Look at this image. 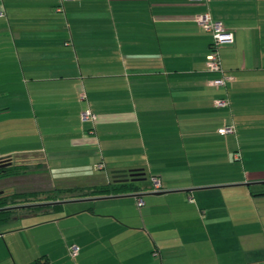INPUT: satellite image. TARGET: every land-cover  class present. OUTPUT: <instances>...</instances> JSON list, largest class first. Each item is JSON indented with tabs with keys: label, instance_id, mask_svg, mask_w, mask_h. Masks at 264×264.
<instances>
[{
	"label": "crops",
	"instance_id": "0c3cea01",
	"mask_svg": "<svg viewBox=\"0 0 264 264\" xmlns=\"http://www.w3.org/2000/svg\"><path fill=\"white\" fill-rule=\"evenodd\" d=\"M0 12V157L39 158L61 186L141 170L161 183L13 215L0 264H264V0H0ZM203 12L233 34L222 72L207 69Z\"/></svg>",
	"mask_w": 264,
	"mask_h": 264
},
{
	"label": "trees",
	"instance_id": "16d2710c",
	"mask_svg": "<svg viewBox=\"0 0 264 264\" xmlns=\"http://www.w3.org/2000/svg\"><path fill=\"white\" fill-rule=\"evenodd\" d=\"M4 164V165H2ZM39 169L34 173L33 177L43 180V187L38 189L16 188L15 191L5 192L0 187V223L6 222L10 217L21 211H45L54 209L60 211L62 205L61 194H68V198L78 195H106L117 194L129 191L146 189L148 187L146 180L149 179L150 188L151 177L144 171H137L138 179H132L130 171H125L127 179L116 180L110 178L107 182L92 184L87 186H61L52 182L49 172L44 168L42 161L37 163ZM28 163L25 161H17L10 156L0 157V181H11L13 178L26 173L31 174L32 171L27 168ZM121 176V175H120ZM32 177V178H33ZM141 183V184H139ZM264 192V191H261ZM67 199V198H66ZM137 204V203H136ZM140 206V205H138Z\"/></svg>",
	"mask_w": 264,
	"mask_h": 264
},
{
	"label": "built area",
	"instance_id": "2783aa9c",
	"mask_svg": "<svg viewBox=\"0 0 264 264\" xmlns=\"http://www.w3.org/2000/svg\"><path fill=\"white\" fill-rule=\"evenodd\" d=\"M1 14V12H0ZM196 23L205 29L206 31L211 33V42L209 45V50L206 55V65L209 71L222 72V68L220 65V57L218 48L220 45L225 43H230L233 41V34L230 30L226 29L223 22L221 20L213 19L208 12H203L195 17ZM226 79H229V76L222 75L213 79L211 82L214 85H224ZM81 98L84 97V94H81ZM227 100L223 97H220L215 100L216 106H224L226 105ZM81 118L83 120L93 119L94 115L90 111V109H85L81 111ZM220 133H228L233 131V127L231 125L223 126L218 129ZM102 166V164H100ZM151 186L152 189L158 190L161 187L160 180L157 177H151ZM137 205L143 204L142 198H136ZM69 251L72 255H75L78 251L77 245L73 244L69 247Z\"/></svg>",
	"mask_w": 264,
	"mask_h": 264
},
{
	"label": "rangeland",
	"instance_id": "374dc122",
	"mask_svg": "<svg viewBox=\"0 0 264 264\" xmlns=\"http://www.w3.org/2000/svg\"><path fill=\"white\" fill-rule=\"evenodd\" d=\"M32 160H33L32 162L25 161V163H28L27 168L30 169V171H32L31 174L26 173L23 175H19V176L13 178V180H11V181H6V180L0 181V187H2L5 192L15 191L16 188H19V187L20 188H23V187L24 188H30V189H38L40 187H43V184H41V182L43 181V180H41L42 178L39 179L38 177H33L34 173L38 174L36 169H39V168H38V165H36V164L39 163L40 160H39V158H33ZM60 196H61L60 198H62V199H58V200H61V201L68 198V194H61ZM72 197H75V196H72ZM41 216L43 219L50 217L48 214H44Z\"/></svg>",
	"mask_w": 264,
	"mask_h": 264
},
{
	"label": "water",
	"instance_id": "95a60500",
	"mask_svg": "<svg viewBox=\"0 0 264 264\" xmlns=\"http://www.w3.org/2000/svg\"><path fill=\"white\" fill-rule=\"evenodd\" d=\"M2 165H4V164H2ZM137 171H131L130 172V176H131V178L132 179H138V177H136L137 175ZM121 175V176H120ZM115 176V178H116V180H121V179H127V177H126V173H121V174H116V175H114ZM0 192H2V190H0Z\"/></svg>",
	"mask_w": 264,
	"mask_h": 264
}]
</instances>
